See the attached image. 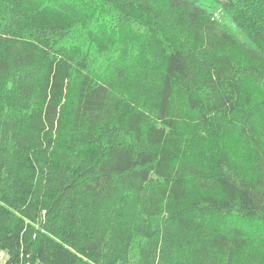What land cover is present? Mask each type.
I'll list each match as a JSON object with an SVG mask.
<instances>
[{
    "label": "trees",
    "instance_id": "1",
    "mask_svg": "<svg viewBox=\"0 0 264 264\" xmlns=\"http://www.w3.org/2000/svg\"><path fill=\"white\" fill-rule=\"evenodd\" d=\"M7 264H264V0H0Z\"/></svg>",
    "mask_w": 264,
    "mask_h": 264
},
{
    "label": "built area",
    "instance_id": "2",
    "mask_svg": "<svg viewBox=\"0 0 264 264\" xmlns=\"http://www.w3.org/2000/svg\"><path fill=\"white\" fill-rule=\"evenodd\" d=\"M7 263H9V255L3 249L0 248V264H7Z\"/></svg>",
    "mask_w": 264,
    "mask_h": 264
}]
</instances>
